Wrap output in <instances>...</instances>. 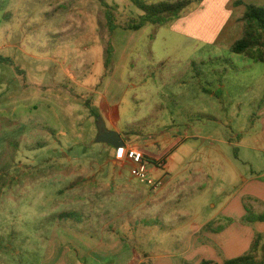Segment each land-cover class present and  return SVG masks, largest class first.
Wrapping results in <instances>:
<instances>
[{
  "label": "rangeland",
  "instance_id": "rangeland-1",
  "mask_svg": "<svg viewBox=\"0 0 264 264\" xmlns=\"http://www.w3.org/2000/svg\"><path fill=\"white\" fill-rule=\"evenodd\" d=\"M191 1L165 26L128 31L106 26L104 10L117 7L122 24L140 14L129 0H0V264L148 254L154 264L187 248L145 236L143 185L96 142L86 101L97 117L105 98L119 102L126 141L150 158L174 155L178 173L159 197L170 219L181 216L182 240L210 215L214 193L241 183L239 172L264 173V64L230 52L240 18L212 42L183 29L202 4ZM197 130L203 142L191 139Z\"/></svg>",
  "mask_w": 264,
  "mask_h": 264
},
{
  "label": "crops",
  "instance_id": "crops-1",
  "mask_svg": "<svg viewBox=\"0 0 264 264\" xmlns=\"http://www.w3.org/2000/svg\"><path fill=\"white\" fill-rule=\"evenodd\" d=\"M237 1L264 6V0H202L201 7H198L195 11L196 16L186 22L183 29L196 30L202 38L211 42L218 40L224 28L233 25L245 11V7H242V5L236 6L234 4ZM237 10L238 14L236 13ZM105 99V103H102L105 104L103 106L104 113L100 118L106 128L117 132L121 136L125 147L139 149L130 139L126 141L123 135V129L119 125V102ZM201 136L200 131L197 130L191 139L203 142L204 139ZM220 142L222 144L226 143L225 140ZM235 146L244 149L246 147L243 144H236ZM144 154L147 159L152 161L150 171L154 178L163 181V186L158 191H151L142 186L145 194L141 203L143 211L141 220L144 223V234L145 236L169 235L177 238L176 242L188 244L187 248L174 259L171 258V260L167 255H161V258L157 261L154 260V264H199L202 260H210L220 264L225 259H233L244 254L249 249L256 233L264 236V222H244L247 216L246 207L252 209L256 215H264V173L258 176H243L239 172L238 178L241 179V183L233 191L220 190L214 193L211 199L212 202L209 203L210 215L206 219H200V221H191L188 225L187 238L183 236L186 240H182L180 239L183 234L182 227L178 223L182 219L181 216L173 214V219H170L163 211V204L160 203L161 200L165 203V200L163 197L162 199L159 197L163 192H166L165 189L171 183L175 174L178 173L180 164L174 162V155H170L169 149L156 158H150L145 152ZM225 160L228 163L230 162L227 157H225ZM119 161L123 167L127 166L122 160ZM235 161H238L237 157H235ZM221 162L219 161V163ZM114 163L117 162L114 161ZM110 191H113L111 187ZM129 193L133 195L131 190ZM154 226L156 227L152 231ZM165 227L171 229L166 232L163 229ZM92 253L93 250L90 254ZM143 258H147L152 264V260L156 257L148 254L143 255ZM143 261L142 258H136L135 260L129 259L127 263L118 264H140Z\"/></svg>",
  "mask_w": 264,
  "mask_h": 264
},
{
  "label": "trees",
  "instance_id": "trees-1",
  "mask_svg": "<svg viewBox=\"0 0 264 264\" xmlns=\"http://www.w3.org/2000/svg\"><path fill=\"white\" fill-rule=\"evenodd\" d=\"M102 1V0H98ZM133 7L140 13L136 17H127L121 24L122 15L117 7L105 5V25L118 26L123 30L138 31L145 26H165L178 19L181 14L192 4L191 0L164 1L156 4H147L143 0H129ZM237 5L242 3L237 2ZM245 11L240 17L243 24L241 37L230 46V52L242 55L254 63L264 64V6L245 4ZM85 108L90 115L97 119L91 105L85 102ZM125 135H128L126 132ZM247 216L245 223L264 222V215H254L252 209L246 207ZM67 216L61 214L59 217ZM140 264H151L144 260ZM187 264V263H184ZM199 264H219L210 260H202ZM220 264H264V236L255 234L249 249L239 257L225 259Z\"/></svg>",
  "mask_w": 264,
  "mask_h": 264
},
{
  "label": "built area",
  "instance_id": "built-area-1",
  "mask_svg": "<svg viewBox=\"0 0 264 264\" xmlns=\"http://www.w3.org/2000/svg\"><path fill=\"white\" fill-rule=\"evenodd\" d=\"M118 160H122L129 167V175L141 185L151 191H158L163 181L154 178L150 171V162L142 150L124 147L117 150Z\"/></svg>",
  "mask_w": 264,
  "mask_h": 264
},
{
  "label": "water",
  "instance_id": "water-1",
  "mask_svg": "<svg viewBox=\"0 0 264 264\" xmlns=\"http://www.w3.org/2000/svg\"><path fill=\"white\" fill-rule=\"evenodd\" d=\"M97 124V143L111 146L115 150L125 147L121 136L115 131L108 130L100 117H97Z\"/></svg>",
  "mask_w": 264,
  "mask_h": 264
}]
</instances>
